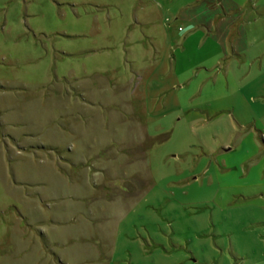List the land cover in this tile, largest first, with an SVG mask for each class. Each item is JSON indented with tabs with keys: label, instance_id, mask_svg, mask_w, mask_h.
I'll return each mask as SVG.
<instances>
[{
	"label": "rangeland",
	"instance_id": "obj_1",
	"mask_svg": "<svg viewBox=\"0 0 264 264\" xmlns=\"http://www.w3.org/2000/svg\"><path fill=\"white\" fill-rule=\"evenodd\" d=\"M0 264H264V0H0Z\"/></svg>",
	"mask_w": 264,
	"mask_h": 264
},
{
	"label": "crops",
	"instance_id": "obj_2",
	"mask_svg": "<svg viewBox=\"0 0 264 264\" xmlns=\"http://www.w3.org/2000/svg\"><path fill=\"white\" fill-rule=\"evenodd\" d=\"M226 15H220V17L218 18L219 19V21H223V23H224V21L225 20H227V19H229V18H226L225 17ZM237 17H239V16H237ZM214 23L212 22V21H210V27H212V25H213ZM240 50V49H239ZM69 160V161H68ZM73 160V159H72ZM67 163H69L70 161H71V158L69 157V158H67L66 160H65ZM80 163V162H79ZM74 163H72V165H73ZM54 224H57V225H62V224H64V222H62V221H55L54 222Z\"/></svg>",
	"mask_w": 264,
	"mask_h": 264
},
{
	"label": "trees",
	"instance_id": "obj_3",
	"mask_svg": "<svg viewBox=\"0 0 264 264\" xmlns=\"http://www.w3.org/2000/svg\"><path fill=\"white\" fill-rule=\"evenodd\" d=\"M73 90V89H72ZM75 90H73V92H74Z\"/></svg>",
	"mask_w": 264,
	"mask_h": 264
}]
</instances>
